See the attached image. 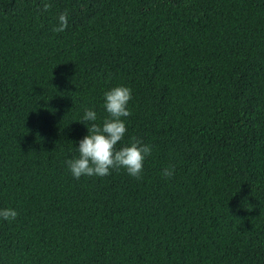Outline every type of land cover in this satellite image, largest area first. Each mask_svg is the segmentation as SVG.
I'll return each mask as SVG.
<instances>
[{
    "label": "trees",
    "instance_id": "16d2710c",
    "mask_svg": "<svg viewBox=\"0 0 264 264\" xmlns=\"http://www.w3.org/2000/svg\"><path fill=\"white\" fill-rule=\"evenodd\" d=\"M119 84L151 155L74 179ZM5 206L0 264H264V0H0Z\"/></svg>",
    "mask_w": 264,
    "mask_h": 264
},
{
    "label": "clouds",
    "instance_id": "9594fccd",
    "mask_svg": "<svg viewBox=\"0 0 264 264\" xmlns=\"http://www.w3.org/2000/svg\"><path fill=\"white\" fill-rule=\"evenodd\" d=\"M47 7V5H45ZM68 25L67 15L57 16L54 32H62ZM132 90L126 85H115L102 94L101 107L106 115L98 121L94 108H85L76 120L84 125L86 134L74 143L76 156L67 159L65 166L74 179L85 177H104L114 170L123 169L130 177L139 178L145 159L151 155L152 146L137 140L119 148L126 133V118L130 115L129 101ZM174 168L166 167L161 175L169 178ZM17 211L11 207H0V220L11 221Z\"/></svg>",
    "mask_w": 264,
    "mask_h": 264
}]
</instances>
